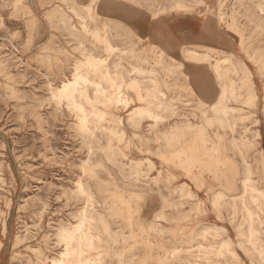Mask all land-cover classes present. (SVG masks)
I'll return each instance as SVG.
<instances>
[{
  "label": "rangeland",
  "instance_id": "obj_1",
  "mask_svg": "<svg viewBox=\"0 0 264 264\" xmlns=\"http://www.w3.org/2000/svg\"><path fill=\"white\" fill-rule=\"evenodd\" d=\"M180 1L193 6L187 10L178 5ZM257 5L263 8L262 13ZM70 6L81 17L72 13ZM158 9L162 10L154 21L153 11ZM263 12L264 0H204L202 5L195 0H0V264H24V261L50 264V259L62 249L56 242V229L61 224L74 223L73 214L84 205L85 196L77 191L78 195L73 193L78 179L90 188L95 208L105 215L109 228L126 237L91 252L92 255L103 253L104 261L109 264H118L117 253L122 254L124 262L154 264L159 253L162 255L174 247H192L189 250L196 255L200 245L217 246L226 239L231 240L240 264H255L257 259L250 258L237 246L238 230L245 225L240 213L232 218L230 206L242 193L241 179L246 164L255 187L264 190V72L261 74L259 70L261 66L264 70ZM63 13L65 17H61ZM167 15L196 17L198 21L191 25L196 35L203 29L201 36L206 35V42L218 48L221 56L233 52L251 70L256 96H246L242 102H227L237 109L230 114L235 131L228 127H207L204 132L196 129L202 121L199 98L212 103L219 88L208 72L199 77L193 62L166 50L158 40L165 51L161 53V47L150 36L153 31L157 37V21ZM195 43L185 44L181 49L198 48ZM88 53L98 58L96 66L84 64ZM77 63L82 64V71L90 77L102 78L105 86V71L112 76L122 72L120 83L132 99L124 110L115 102H94L96 108L107 113L89 137L79 128L76 113L67 108L65 101L58 104L52 96L61 81L72 77ZM137 66L157 69L158 78L163 81L161 88L166 92L167 109L173 108L175 112L166 111L164 123L151 128V135L145 131V125L151 122L145 120L133 128L128 120L131 108L142 103L137 97L135 81L151 83L136 78ZM119 81L116 79L114 86ZM81 101L86 104L85 100ZM114 114L121 115L123 120V125L116 129L118 133L107 128L115 124ZM187 123L195 126L194 129L186 128ZM255 133L258 136L254 145L242 148L244 162L229 140L242 136L254 139ZM179 157L187 158L192 164L197 181L185 174ZM135 161L145 171L143 176L135 175ZM180 183L188 184L192 197L179 196ZM218 191L225 197L218 209H213L210 200ZM108 205L112 208L107 209ZM159 209L163 217L155 219L153 215ZM258 213L255 226L262 238L259 244L264 246V212ZM140 221L145 227L152 223L158 230H149L145 235L153 250L141 240V234L129 236ZM210 225L224 227L225 231L215 237H202L201 229ZM17 236L21 237L19 243ZM43 257L47 260L42 261ZM211 260L229 264L235 261L229 253ZM190 261L209 264L198 257L172 264H194Z\"/></svg>",
  "mask_w": 264,
  "mask_h": 264
},
{
  "label": "bare ground",
  "instance_id": "obj_2",
  "mask_svg": "<svg viewBox=\"0 0 264 264\" xmlns=\"http://www.w3.org/2000/svg\"><path fill=\"white\" fill-rule=\"evenodd\" d=\"M180 2L181 3H178V5L186 7L187 10L191 6H193V3H191V4L188 3L187 4V3L182 2V1H180ZM195 3H197L199 5H202V3H204V0H195ZM257 7L259 8L258 12L262 13L263 8L260 5H257ZM69 9L76 16H80L76 12V9H75L74 6H70ZM161 10L162 9H158V10H154L153 11L152 19L154 21L158 18ZM61 17H65V14L63 13L61 15ZM252 17H253V14L250 15V18H252ZM152 23H154V22L152 21ZM140 27L141 26H139L138 28H140ZM202 30H201V34H202ZM94 32L97 33V30L94 29ZM152 32H151L152 36H150V37H152L154 42L159 46V44L157 42L158 38ZM140 33H141V31L139 32V34ZM146 36H148V35H146ZM203 38L204 37L201 36L200 41L195 43L198 48H194L193 49V48H188V47L185 48L184 47L183 49H181V51L175 53V55H178V54L182 55V57L184 58L185 61H188V62H191V63L193 62V64L197 68L199 77L201 75H203V74H206L208 72V74L211 75L212 79L215 81V83L217 84V86L219 88L218 93H217V97L212 103L208 104L204 99L199 98V106H198V108H199V112H200V114L202 116V121H201V123L199 125L196 126V129L199 130L200 132H204L207 127H214L216 129L220 128V127L221 128L228 127V128H231L232 131H235L234 130L235 122L230 120V114L235 113L237 111V109L235 107L228 106L227 102L228 101L242 102V100L246 96L247 97L249 96L250 98H254L256 96V92H254L253 88H252V87H255V82L252 79V72L244 63H242L240 58H238L233 52H230V54H227L225 56H221L220 50L218 48H216L215 46H212V45L208 44V42H206L205 39H203ZM159 47H161V46H159ZM61 50H63V49H61ZM0 52H2V51H0ZM161 53L165 54V51H164V49L162 47H161ZM172 55H174V54H172ZM7 56H8V54H7ZM170 57H172V56H170ZM98 62H99V60H98V58L96 56H94L93 54L88 53L84 64L87 65V66L93 67V66H96L98 64ZM152 63H153V61H152ZM81 65L82 64H78V63L76 64V66H75L76 68H75L74 72L72 73V77L69 78V79L61 81V84L58 87H56V89H54L55 91L52 92V96L55 98L54 100L58 101L57 102L58 104H61L62 101H65V105L67 106V108L70 111L76 113V116L78 117V126H79V128L84 131L85 136L89 137V136H93V130L98 128V125H97L98 122H101L103 119H105V114L107 113L106 111H103V110H100V109L96 108L95 105H94V102L103 101L104 104H110L111 102H115V103L120 104L122 106L121 109L124 110L131 104L132 99L125 94V91L122 88V84L120 83V82L123 81L122 72L119 71V72L115 73V76L114 75L112 76L108 70L105 71L104 77H103V81H106V84H107L105 86L102 83V78L101 79H96V78L90 77L87 72H83L82 71ZM180 66H183L184 69L186 67L182 63H179V67ZM261 67H259L260 68L259 70H260V73L262 74L264 72V70H262ZM16 68H17V66H16ZM134 71L137 74L136 78H140V79L145 80V81L148 80V82H151V83L150 84H144V83L140 84L139 80L135 81V84L137 85L136 86V88H137V90H136L137 97L142 103L136 105L133 108H131V110L129 111L130 117L128 118V120L130 121V126L133 127V128H138L141 125V123L143 121H145V120L151 122V123L145 125V131L149 135L150 132L152 131L151 128H153V129L157 128L158 126H161L162 123H164V120L167 117V115H166L167 112L166 111H170L173 114L175 112H174L173 108H169V110L167 109L169 107V104L167 103L168 100L166 98V92L161 88V85H163L162 84L163 81H161L158 78L159 76H158L157 69H155L154 66H151V67L137 66V67H135ZM18 73H19V71H18ZM64 74H65V72H64ZM23 78H21V79H23ZM116 79L120 80V81L118 83H116L115 86H114V81ZM187 79L189 80V78H187ZM200 79H202V78H200ZM48 89L50 91V88H48ZM22 92H23V90H22ZM29 93H31V92L29 91ZM5 94H7V93H5ZM82 99L85 100L86 104L81 101ZM3 100H4V98H3ZM3 100H1V101H3ZM41 101H42V99H41ZM49 101L51 102L53 100H49ZM171 102H172V100H171ZM41 103H43V102H41ZM30 104H32V103H30ZM48 105L50 106L51 104H48ZM188 105H191V103L188 104ZM35 106H36V104H35ZM42 107L43 106H41V108ZM171 107H173V105H171ZM15 108H16V106H15ZM55 111H57V110H55ZM56 113H58V112H56ZM53 114L54 113H52V116H54ZM208 114H210V116H208ZM21 115H22V113H21ZM70 115H71V113H70ZM47 116H49V115H47ZM55 116H56V114H55ZM64 117H65V115H64ZM114 117L116 118V119H114L115 120L114 121L115 124H113V126H108L107 128L110 131H112V132H117L118 133V131L116 129L123 125V120H122L121 115L114 114ZM58 118H60V117H58ZM56 122L54 121L53 123H56ZM92 122L94 124H92ZM56 125H58V124H55V126ZM184 126L186 128H190V129H194V127H195V126H193L192 124H189V123L185 124ZM30 128L31 127H29V129ZM49 128H50V126H49ZM174 130H176V128H174ZM37 134H38V132H37ZM257 136H258V133L254 134V136H253V137H255L254 139L247 138L246 136H242L239 139L232 138V139L229 140V144L231 145V147L233 148L234 151L239 153V155L242 157L243 161L245 162V157L243 155L242 148L246 147V146L254 145V142H255V139H257L256 138ZM80 137H83V134ZM38 139L39 138H37V140ZM55 139H53V140H55ZM17 142H19V141H17ZM85 143H87V142H85ZM80 145H81V143H80ZM29 147H30V145H29ZM58 148H60V147H58ZM88 148H89V146L87 147V149ZM158 151H160V150H158ZM26 153H27V151H26ZM51 153H52V151H51ZM87 153H88V151H87ZM89 154H90V150H89ZM66 156L67 155H65V157ZM59 157H58V159H59ZM178 159H179L178 162H180V166L184 169L185 174L188 177H190V179H192L193 181H195V180L197 181L198 178L193 173V166H192V164H190L188 162L187 158L182 159L181 157H179ZM147 160H148L149 164L152 163V161H150L148 158H147ZM240 161H242V160H240ZM73 163H74V161H73ZM225 164H226V162H225ZM139 165H140V162L139 161H135V165H134L133 169H134V173H135V175L137 177L143 176L144 172H145L143 169L139 168ZM202 172H203V170H202ZM208 172H206V173H208ZM65 173H67V172H65ZM250 175H251V169L246 164L245 167H244V170H243V178L241 179L242 193H241L240 196H238V198H236V200L235 199L232 200V203H231V206H230L231 207V216H232V218H235L236 215L238 213H240L241 216H242V220H243L242 223L245 225L244 229L239 228V230H238V239L239 240H238L237 246L240 249H242L244 251V253L247 256H249L250 258H256L257 261H255V264H264V246L259 244V242L261 241L262 238H261L259 229L255 226L256 222L259 220L258 211H263L264 212V190H259V189H257L255 187V185L253 184V181L251 180V176ZM61 176L62 175H60V177ZM201 176H202V174H201ZM156 181L157 180H155V183L157 184ZM136 182H137V179L135 180V183ZM50 183H51V181H50ZM85 183H87V182L85 181ZM30 186H31V183H30ZM41 186H43V185H41ZM75 186H76V190L73 193H77L78 192V193H80V194L85 196L84 202H83L84 205L80 209H78L76 213L74 212L75 213V214H73V217L75 218V222L74 223H72L71 225L61 224L56 229V232H55L56 242H57L58 245L62 246V249L59 251V253H58V255L56 257H53V258L50 259V264H109V263L104 261V259L102 257L103 253L98 251L96 254L92 255L91 252L93 250L97 249L99 246L110 247L112 244H115V243H118V242H121V241L125 240L126 237L123 235V233L113 232L109 228V224L107 222V219H106L105 215L100 213L95 208L94 202L92 200L91 192L89 191L90 188L88 189L87 186L85 187V185H83V182L80 181L79 179L76 182ZM88 187H89V185H88ZM47 190H48V188H47ZM78 193H77V195H78ZM177 193L181 197L182 196L183 197H186V196L192 197L193 196V191L189 189V186H188L187 183H180V185L177 187ZM70 195H72V194H70ZM47 196H48V194H47ZM31 197H33V196H31ZM71 197L73 198V196H71ZM71 197H69V198H71ZM139 197H141V196H139ZM224 197H225V194L223 192H221V191L215 192L213 194L211 200H210L211 207L213 209H218V207L220 206V204L223 201ZM35 198L36 197L34 196V199ZM45 199H46V197L44 198V200ZM207 199H208V197H207ZM55 201H56V199H55ZM76 202L77 201H75V203ZM47 205H46V207H47ZM66 205H68V203ZM106 208L110 209L112 207H111V205H108ZM44 209H45V207H44ZM42 211H44V210H40V212H42ZM153 217L155 219L162 218L163 217L162 209H159L157 212H155ZM41 218H43V217L41 216ZM41 218H38V219L41 220ZM40 220H38V221L41 222ZM51 221H52V219H51ZM262 222H264V219L262 220ZM131 225H132V223H131ZM35 226H36V224H35ZM136 226H137L136 230L131 229V231L129 233V236H136V235L141 234L140 235L141 238H142L141 240L145 241V243L148 245L150 250H153L150 241L147 239V237H145V235H146L147 231H149V230H152L154 232H158V230H156L155 225L150 223L148 227H145L144 224L140 221V222H138L136 224ZM27 231H29V229ZM224 231H225L224 227H219L217 225H210V226L203 227L199 234L202 237H204V238L207 237V235H211V236L215 237V236H218L221 232H224ZM20 240H21V237L17 236L16 237V242L19 243ZM0 246H1V241H0ZM190 248H192V247H187V248L174 247L173 249L163 253L162 255H160V253H159L157 255L158 256L157 260L155 261L154 264H172L173 262L179 261V260L188 261L189 257L203 258L209 264H229L227 262H222L221 263L219 261L211 260V259L216 258V257H224L228 253L231 254L232 258L235 260L233 264H240V262L238 261L239 256H238L237 252H235L231 248V240H229V239L224 240L220 245H217V246L213 245V244L200 245L198 247V252L196 253V255H195L193 250H189ZM31 250L33 251V249H31ZM151 255H153V253ZM116 256H117L118 264H131V262H132L131 260H128V261H125V262L122 261V254L121 253H117ZM41 260L44 261V260H47V258L43 257V258H41ZM190 262H192L194 264L197 263V261H190ZM24 264H25V261H24Z\"/></svg>",
  "mask_w": 264,
  "mask_h": 264
},
{
  "label": "crops",
  "instance_id": "obj_3",
  "mask_svg": "<svg viewBox=\"0 0 264 264\" xmlns=\"http://www.w3.org/2000/svg\"><path fill=\"white\" fill-rule=\"evenodd\" d=\"M198 19L191 15H167L158 19L156 24L157 38L162 46L171 53H177L185 44L198 42L200 33L192 30ZM205 35V34H204ZM206 41V35L204 36Z\"/></svg>",
  "mask_w": 264,
  "mask_h": 264
}]
</instances>
